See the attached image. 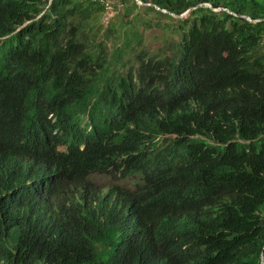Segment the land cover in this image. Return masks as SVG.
Listing matches in <instances>:
<instances>
[{"label":"trees","instance_id":"obj_1","mask_svg":"<svg viewBox=\"0 0 264 264\" xmlns=\"http://www.w3.org/2000/svg\"><path fill=\"white\" fill-rule=\"evenodd\" d=\"M118 1L0 0V264H261L264 0Z\"/></svg>","mask_w":264,"mask_h":264},{"label":"rangeland","instance_id":"obj_2","mask_svg":"<svg viewBox=\"0 0 264 264\" xmlns=\"http://www.w3.org/2000/svg\"><path fill=\"white\" fill-rule=\"evenodd\" d=\"M109 4L107 5V11L106 13L100 18L99 24L103 26L102 34H106V29L110 27H116L120 28L122 21H123V15L125 13V5L124 3L119 2L118 0H107ZM144 21H154V16L151 13L146 12L145 10L138 11V22L136 23V27L142 34V39L144 41L145 47L150 52H155L159 48H163L165 46V42L167 38L170 37L169 33L166 31L158 28V27H151L146 28L145 25H143ZM163 24L166 23V19H162ZM117 36V35H116ZM102 40H104V35H102ZM111 45V42L108 43ZM263 50H264V43L262 44ZM93 180L95 183L99 185H107V184H113L115 181L107 176H96L93 177ZM133 180H127L125 187L131 188V182ZM124 182V181H123ZM123 182L119 183L120 185L124 184Z\"/></svg>","mask_w":264,"mask_h":264},{"label":"clouds","instance_id":"obj_3","mask_svg":"<svg viewBox=\"0 0 264 264\" xmlns=\"http://www.w3.org/2000/svg\"><path fill=\"white\" fill-rule=\"evenodd\" d=\"M57 120H58L57 117L54 118L53 115H50L49 118H48V124H49V126H54V125L56 126V121ZM87 121H89V117L86 114L84 116V125H83V128L86 129V132H90L91 131L90 124H88ZM47 136H48V138H51L53 140H55V139L58 140L60 138V136H61V132L59 131V128L57 129V127H55L54 129H52V131L50 133H48ZM62 144L66 145V146H71L70 143H66V142H62ZM101 186H104V185H101Z\"/></svg>","mask_w":264,"mask_h":264},{"label":"water","instance_id":"obj_4","mask_svg":"<svg viewBox=\"0 0 264 264\" xmlns=\"http://www.w3.org/2000/svg\"><path fill=\"white\" fill-rule=\"evenodd\" d=\"M137 3H138L139 5H142V3H141L140 1H138V0H137ZM171 15H172V14H171ZM172 16H174V15H172ZM174 17H177V16H174ZM246 19L250 21L249 18L246 17ZM261 264H264V258H263V256H262V262H261Z\"/></svg>","mask_w":264,"mask_h":264},{"label":"built area","instance_id":"obj_5","mask_svg":"<svg viewBox=\"0 0 264 264\" xmlns=\"http://www.w3.org/2000/svg\"><path fill=\"white\" fill-rule=\"evenodd\" d=\"M105 2H106V5H108V4H109V2H108L107 0H105Z\"/></svg>","mask_w":264,"mask_h":264}]
</instances>
